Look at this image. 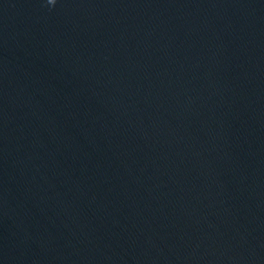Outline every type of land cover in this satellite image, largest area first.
<instances>
[{"label":"water","instance_id":"water-1","mask_svg":"<svg viewBox=\"0 0 264 264\" xmlns=\"http://www.w3.org/2000/svg\"><path fill=\"white\" fill-rule=\"evenodd\" d=\"M0 264H264V0H0Z\"/></svg>","mask_w":264,"mask_h":264},{"label":"clouds","instance_id":"clouds-1","mask_svg":"<svg viewBox=\"0 0 264 264\" xmlns=\"http://www.w3.org/2000/svg\"><path fill=\"white\" fill-rule=\"evenodd\" d=\"M48 4L54 5L56 3V0H47Z\"/></svg>","mask_w":264,"mask_h":264}]
</instances>
